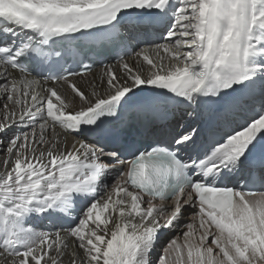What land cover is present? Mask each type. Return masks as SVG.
<instances>
[{
	"label": "snow or ice",
	"instance_id": "6c2138e0",
	"mask_svg": "<svg viewBox=\"0 0 264 264\" xmlns=\"http://www.w3.org/2000/svg\"><path fill=\"white\" fill-rule=\"evenodd\" d=\"M0 264H264V0H0Z\"/></svg>",
	"mask_w": 264,
	"mask_h": 264
},
{
	"label": "bare ground",
	"instance_id": "6f19581e",
	"mask_svg": "<svg viewBox=\"0 0 264 264\" xmlns=\"http://www.w3.org/2000/svg\"><path fill=\"white\" fill-rule=\"evenodd\" d=\"M155 58V57H154ZM125 59H127V58H125ZM131 62V61H130ZM101 71V69H96V70H94V71H91L90 73H87V74H85V77H84V79H81L80 80V83H81V86L82 87H86L87 86V81H90V80H92L93 79V76L96 74V73H98V72H100ZM57 131L59 132V129H57ZM63 137H61V139H62ZM71 143H72V138L69 136L68 137V144H69V146L71 145ZM102 218H103V216H102ZM186 219L190 222V217H186ZM198 226V221H197V225H194V228L195 227H197ZM176 236V235H175ZM172 259H175V257H172Z\"/></svg>",
	"mask_w": 264,
	"mask_h": 264
},
{
	"label": "rangeland",
	"instance_id": "374dc122",
	"mask_svg": "<svg viewBox=\"0 0 264 264\" xmlns=\"http://www.w3.org/2000/svg\"><path fill=\"white\" fill-rule=\"evenodd\" d=\"M182 226H183V225H181L179 228L173 229L172 232H171L170 234L173 233V234H175L177 237H180V236H181V235H180V233H181L180 231H182L183 229H184L185 231L187 230L185 227L183 228ZM179 235H180V236H179ZM197 236H198V234H197ZM169 237H171V236H170V235H169V236H168V235H167V236L165 235V236H164V239L167 240V239H169ZM178 242H182V239H181V240H178Z\"/></svg>",
	"mask_w": 264,
	"mask_h": 264
}]
</instances>
